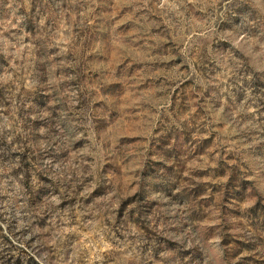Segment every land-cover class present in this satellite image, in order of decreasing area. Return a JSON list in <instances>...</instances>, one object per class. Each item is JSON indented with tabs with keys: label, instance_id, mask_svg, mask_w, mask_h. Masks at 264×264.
I'll return each instance as SVG.
<instances>
[{
	"label": "rangeland",
	"instance_id": "rangeland-1",
	"mask_svg": "<svg viewBox=\"0 0 264 264\" xmlns=\"http://www.w3.org/2000/svg\"><path fill=\"white\" fill-rule=\"evenodd\" d=\"M0 264H264V0H0Z\"/></svg>",
	"mask_w": 264,
	"mask_h": 264
}]
</instances>
